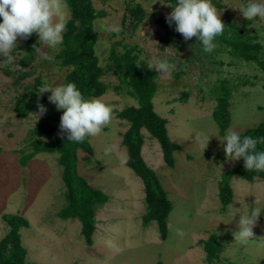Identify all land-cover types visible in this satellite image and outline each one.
Here are the masks:
<instances>
[{
    "label": "rangeland",
    "instance_id": "1",
    "mask_svg": "<svg viewBox=\"0 0 264 264\" xmlns=\"http://www.w3.org/2000/svg\"><path fill=\"white\" fill-rule=\"evenodd\" d=\"M91 2L96 13H101L94 24L98 33L95 51L104 69L100 80L108 87L96 99L112 108L110 123L98 135L86 138L92 153L77 151L78 176L109 197L106 204L95 208L92 245L85 244L77 219L62 220L57 216L66 205L58 154H38L25 166L20 164V159L31 151L34 139L53 142L61 137L58 132L62 110L57 111L48 102L50 93L40 94L46 85L65 84L66 71L57 57L61 45L57 50L48 49L38 43L35 33L30 36L32 45L47 51L54 57L52 61L40 59L35 52L32 61L25 60L27 52L21 46L26 40L18 38L12 50L15 61L0 64V240L8 232L3 218L12 215L28 223L19 232L27 264H208L203 242L212 235L222 246L220 260L214 264H264V180L230 179L233 197L225 208L218 196L224 174L239 163L225 159L224 137L229 131L242 135L264 120V67L225 52L217 53L215 50L222 48L219 43H214L211 53H205L194 38L185 42L179 33L165 26L172 7L162 0ZM211 2L221 21L229 20L237 27L246 21L239 9L249 0ZM136 5L146 12V18L134 28L129 23L133 19L129 8ZM69 17L67 8V20ZM252 24L247 32L257 37L252 43L259 45L258 56L264 62V22L250 27ZM123 45H134V52L145 57L146 62L159 59L176 65L168 75L156 71L158 91L152 98L154 112L166 121L170 141L179 145L173 153L172 168L164 163L158 142L145 130L141 132V156L173 205L165 240L154 222L142 227L146 212L143 183L126 166L122 136L128 123L117 115L137 103L119 77L108 70L112 64L110 48L119 52ZM178 60L185 64L183 69L178 68ZM3 61L0 56V63ZM223 80L231 88V119L228 129L220 135L212 118L220 94L212 90ZM118 86L121 88L117 91ZM32 87L37 92L31 100L39 99L47 108L38 120L31 113L19 117L15 110L18 99ZM183 96L185 100L181 101ZM36 112L37 107L32 113ZM198 136H211L203 151ZM252 207L261 208V213L253 228V239L244 244L233 234L238 231L240 216L248 215Z\"/></svg>",
    "mask_w": 264,
    "mask_h": 264
},
{
    "label": "trees",
    "instance_id": "2",
    "mask_svg": "<svg viewBox=\"0 0 264 264\" xmlns=\"http://www.w3.org/2000/svg\"><path fill=\"white\" fill-rule=\"evenodd\" d=\"M175 5L176 0H162ZM69 10L66 31L63 34L61 51L58 54L60 65L65 69L64 77L66 83H74L81 91L85 99H96L104 95L108 87L100 78L104 69L99 64L96 55L95 44L98 33L94 24L98 22L101 13H96L91 0H65ZM133 17L129 20L130 26L137 27L145 18L146 12L139 5L129 8ZM2 22V20H0ZM225 26L222 35L214 38L213 43H219L222 48L215 50L217 53H227L232 58H240L245 62H255L264 67V62L258 56L259 45L252 43L256 36L249 35L247 27L251 21H245L241 27H237L229 20H224ZM168 29H174L166 23ZM194 42L199 43L195 37ZM27 54L25 60L32 61L34 48L32 37L27 39L21 46ZM137 48L133 45L122 46V50L116 52L110 48L109 59L112 61L108 70L119 77L121 83L126 87L128 95L133 98L137 106L125 107L118 113V118L128 123V128L123 134L122 145L127 151L126 166L129 167L143 183L144 202L146 212L142 216V227L146 228L154 222L160 237L165 240L168 235L167 220L173 209L167 193L161 186L156 174L145 164L141 156V148L144 142L142 130H145L155 139L161 149L164 163L172 168L174 166L173 153L179 150V145L171 142L166 129V121L159 117L153 110L152 98L158 91L157 73L150 70L146 60H140V54L134 51ZM139 62L140 67L136 65ZM178 60V68H184L185 64ZM111 68V69H110ZM182 68V69H183ZM181 69V70H182ZM182 73V72H181ZM179 75H182V74ZM9 74V73H6ZM25 77V76H24ZM36 84H39L37 79ZM118 86L116 89H120ZM36 87L28 89L18 99L15 107L19 117H27L36 109L38 100H31L36 95ZM212 93H219L212 118L219 127V134L223 135L230 125L229 97L231 94L230 85L227 81L220 82V86L214 87ZM185 96L181 99L184 101ZM41 103V101L39 100ZM65 138H58L53 142H44L39 139L31 141V151L20 159V164L25 166L34 156L38 154H58L59 162L62 165V179L66 188V205L57 214L62 220L77 219L81 224L80 234L86 245H92V236L95 231V208L106 204L109 197L98 189L92 188L76 172L77 151L91 154V147L85 139L81 143L69 142ZM264 137V120L255 128L246 130L241 137ZM258 151H264V143L257 145ZM238 177L248 182L255 178L264 180V171H246L243 159L239 160L237 166L224 174L219 183V201L222 207L228 206L233 197L229 181ZM8 226L7 234L0 240V264H27L26 251L22 247L20 229L27 227L25 219L7 215L3 218ZM203 250L206 254L208 264H214L220 260L222 246L215 235L210 236L203 242ZM156 264H162L158 261ZM224 264H231L230 262Z\"/></svg>",
    "mask_w": 264,
    "mask_h": 264
},
{
    "label": "clouds",
    "instance_id": "3",
    "mask_svg": "<svg viewBox=\"0 0 264 264\" xmlns=\"http://www.w3.org/2000/svg\"><path fill=\"white\" fill-rule=\"evenodd\" d=\"M171 7L172 11L165 17L169 27L174 24V31L185 42L195 37L202 44L203 51L211 53L215 48L214 38L222 35L225 29L211 0H176ZM239 11L245 20L253 22L250 27L264 22V2L249 0L246 5L240 6ZM0 20V56L4 57L0 64H11L16 59L12 50L16 48L18 38L27 40L33 33L37 34L39 44L48 49H58L63 43V34L66 31L67 4L65 0H0ZM33 48L40 59H54L41 47L33 45ZM144 59L145 57H140L141 61ZM147 66L161 75H168L176 69L174 63L159 59L149 60ZM136 67H140L139 62ZM45 92L50 93L48 102L57 111L62 110L58 135L65 138L66 134L69 142L81 143L89 136L98 135L111 121V106L99 99H85L74 83L46 85L41 88L40 94ZM36 107L37 112L31 114L38 120L46 114L47 108L39 99ZM210 138L211 136L196 137L202 151L207 147ZM223 143L227 161L243 159L246 171H264V151L257 150V145L264 143V137L242 138L238 132L229 131ZM233 211L235 213L234 209ZM260 213L261 208L252 207L248 215L240 216L238 231L233 234L235 240L246 244L253 239V228L257 225Z\"/></svg>",
    "mask_w": 264,
    "mask_h": 264
}]
</instances>
